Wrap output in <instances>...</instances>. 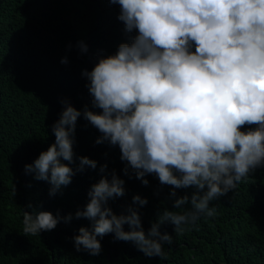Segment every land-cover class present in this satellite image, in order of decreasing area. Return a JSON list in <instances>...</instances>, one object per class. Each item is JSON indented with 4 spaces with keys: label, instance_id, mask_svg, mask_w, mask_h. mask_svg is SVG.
I'll return each mask as SVG.
<instances>
[{
    "label": "clouds",
    "instance_id": "1",
    "mask_svg": "<svg viewBox=\"0 0 264 264\" xmlns=\"http://www.w3.org/2000/svg\"><path fill=\"white\" fill-rule=\"evenodd\" d=\"M109 2L120 6L125 31L136 34L83 71L91 109L81 111L61 100L60 118L51 126L55 142L25 171L48 182L49 195L55 196L77 172L96 169L98 161L86 156L71 167L83 115L101 133L96 144L119 146L126 175L131 168L147 185L143 178L155 174L160 184L173 186L172 197L175 189L194 186L196 191L175 199L176 210L165 209L146 232L136 209L118 215L109 206L110 199L125 195V181L115 170L108 173L105 163L89 202L75 213L91 222L72 237L76 251L98 256L101 239L114 234V241H131L146 256L166 259L164 243L171 245L173 237L161 233V224L175 225L179 234L201 217H214L212 202L264 166V0ZM77 47L88 51L84 41ZM61 63L68 64L67 57ZM133 201L148 202L138 195ZM61 219L50 211H24L23 232L53 230ZM63 219L70 221L72 214Z\"/></svg>",
    "mask_w": 264,
    "mask_h": 264
},
{
    "label": "trees",
    "instance_id": "2",
    "mask_svg": "<svg viewBox=\"0 0 264 264\" xmlns=\"http://www.w3.org/2000/svg\"><path fill=\"white\" fill-rule=\"evenodd\" d=\"M119 12L120 6L109 0H0V264H264V166L212 202L214 217H201L179 234L175 225L161 224V233L173 237L171 245L164 243L166 259L146 256L131 241H114V234L98 237V256L76 251L72 237L91 222L75 213L89 202L91 186L103 175L101 165L107 163V172L115 170L125 181V195L110 199L109 206L118 215L136 209L146 232L165 209L176 210L175 199L191 198L196 191L194 186L179 188L172 197L173 186L160 184L155 174L143 178L147 185L131 168L126 175L119 146L96 144L101 133L83 115L77 120V159L71 167L86 156L98 161L97 168L77 172L55 196L49 195L48 182L26 173L25 166L55 142L51 126L60 118L61 100L81 111L91 109L83 71H91L101 56L115 54L136 34L125 31ZM80 41L88 45L86 53L77 47ZM64 57L68 64L61 63ZM249 127L255 126L242 131ZM137 195L147 204L134 203ZM33 210L62 219L53 230L25 235L23 213ZM70 213V221L63 219Z\"/></svg>",
    "mask_w": 264,
    "mask_h": 264
}]
</instances>
